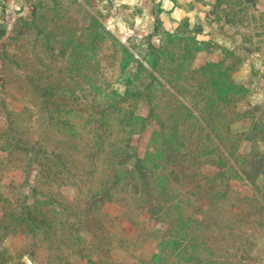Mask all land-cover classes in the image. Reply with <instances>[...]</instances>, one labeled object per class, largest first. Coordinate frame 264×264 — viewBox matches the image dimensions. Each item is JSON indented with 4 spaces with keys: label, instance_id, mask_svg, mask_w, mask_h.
<instances>
[{
    "label": "rangeland",
    "instance_id": "obj_1",
    "mask_svg": "<svg viewBox=\"0 0 264 264\" xmlns=\"http://www.w3.org/2000/svg\"><path fill=\"white\" fill-rule=\"evenodd\" d=\"M139 82L155 84L164 120L170 104L211 91L227 112L232 84V133H250L252 119L264 126V0H0V264H264V174L222 181L219 170L201 168L188 182L159 186L176 199L160 198L155 217L109 200L82 221L85 202L97 207L102 174L107 183L113 176L106 166L116 133H101L100 106ZM135 103L147 117L146 100ZM63 121L76 137L58 133ZM154 130L143 132L140 157ZM37 145L71 159L75 176L65 185L41 177L30 152ZM251 149L241 142L240 154ZM25 208L46 212V224L2 220L4 209Z\"/></svg>",
    "mask_w": 264,
    "mask_h": 264
},
{
    "label": "trees",
    "instance_id": "obj_2",
    "mask_svg": "<svg viewBox=\"0 0 264 264\" xmlns=\"http://www.w3.org/2000/svg\"><path fill=\"white\" fill-rule=\"evenodd\" d=\"M155 29L156 32L159 30V24ZM123 60L122 57L121 62L125 63ZM157 62V59H153V68L157 67ZM128 73L126 72L124 75L127 76ZM154 79L156 80V77ZM125 82L128 84L127 86L134 83L129 79ZM142 85L143 82L132 85L126 89L123 95L116 94L115 99H111L110 95H105L106 99L100 106L101 114L97 122L101 133H105L107 129L116 133L113 136V145L108 156L109 164L106 166L112 171L113 176L112 182L107 183L108 173L102 174L99 179L102 182L97 189L100 198L97 200V207L91 202L84 203L79 212L83 222L87 217L89 218V215L95 216L94 213L96 214L98 208L109 200L120 202L125 211H129L130 206L140 207L147 209L150 215L155 217L162 210L160 198H164L165 203L170 204L176 199V195H173L171 191H160L159 186L167 184L170 187H176V185H181L193 179L201 168L210 167L219 170L215 178L222 181L253 182L258 176L264 174V151L260 152L256 146L264 144V135L262 134L264 126L261 123L256 124L257 122L255 123V120L252 119L253 129L250 133L239 135L233 134L231 131L233 123L238 118L230 109L235 99L234 93H232L234 85L231 84L226 96L225 105L228 106V109L225 111L227 112L219 113L214 97L215 91H211V95H204V99L201 101H190L187 106L179 103L177 106L174 103L170 104L172 113L166 120L160 118V100L152 98L155 84L147 83L144 88ZM135 97L139 100H146L148 103L147 117L143 118L136 113V103L135 105L131 104ZM178 107L183 109L182 115L177 114ZM196 107L200 109L198 116L193 119L187 117L186 113L192 116ZM151 123H154L155 130L149 139L144 156L140 157V139ZM57 125H59L58 133L64 134L68 130L75 133L76 137V129L69 125V121L59 122ZM243 135L245 136L244 140L252 144L251 151L246 154H240V144L244 141L241 139ZM53 140L55 138L49 141ZM39 142L43 144L42 140H38V145ZM38 145V149H31L30 152L33 153L32 162L40 167L41 177L61 181V184L65 185L70 176H75L71 159L67 162L60 153H53V151L51 154H46ZM60 146L69 150V144L66 141L62 142ZM45 160L51 161V165L45 164ZM106 184L110 186L107 187ZM33 207L36 208V206ZM34 211L36 210L25 208L24 212L18 214L4 209L2 220H12L11 225L14 227L26 225L31 230L40 229L46 224L47 216H44L46 212L37 211L39 214L36 217ZM62 212L70 213L68 218L73 216L71 210L62 209ZM40 214L43 218L39 217ZM93 216H91L92 220ZM93 221L97 223V228L102 225V221L97 217Z\"/></svg>",
    "mask_w": 264,
    "mask_h": 264
}]
</instances>
